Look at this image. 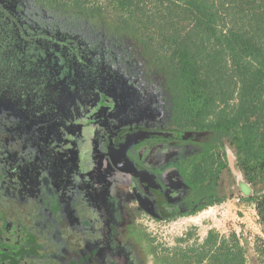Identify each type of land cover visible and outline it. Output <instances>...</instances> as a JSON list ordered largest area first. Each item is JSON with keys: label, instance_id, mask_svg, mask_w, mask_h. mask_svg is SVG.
<instances>
[{"label": "flooded vegetation", "instance_id": "obj_1", "mask_svg": "<svg viewBox=\"0 0 264 264\" xmlns=\"http://www.w3.org/2000/svg\"><path fill=\"white\" fill-rule=\"evenodd\" d=\"M112 40L120 57L69 87L80 92L71 107H61L58 80L45 93L48 122L0 138V264H179L184 247L146 227L253 195L227 191L242 176L229 158L207 173L210 136L179 123L174 96L137 46ZM134 129L161 135L112 141Z\"/></svg>", "mask_w": 264, "mask_h": 264}, {"label": "trees", "instance_id": "obj_2", "mask_svg": "<svg viewBox=\"0 0 264 264\" xmlns=\"http://www.w3.org/2000/svg\"><path fill=\"white\" fill-rule=\"evenodd\" d=\"M117 36L162 76L179 123L210 136L207 173L229 158L255 189L240 199L264 231V0H0V138L48 122L45 93L58 80L71 107L80 92L69 87L120 57ZM174 254L179 264H264V245L250 262L235 234L214 230Z\"/></svg>", "mask_w": 264, "mask_h": 264}, {"label": "rangeland", "instance_id": "obj_3", "mask_svg": "<svg viewBox=\"0 0 264 264\" xmlns=\"http://www.w3.org/2000/svg\"><path fill=\"white\" fill-rule=\"evenodd\" d=\"M242 178L243 177L240 176L238 179L239 184L235 183L232 188V184L228 183V180L225 185L227 191L237 192L240 187L244 194H248L255 190L252 186L247 185ZM236 197L240 198V195H234L228 199L232 200ZM243 226V224L237 222L234 209L228 204V206L224 208L214 207L211 212L208 213H205L204 210L191 217L177 219L168 225H154L146 227V229L147 232L152 234L159 242L169 247L180 246L184 248L201 243L209 230H214L220 235H231L234 233V230H241L239 231V242L240 244L242 243L245 248L248 260L252 262L256 257L257 247L264 245V231L262 229L260 233H256L254 229H244ZM243 232L244 235L242 236ZM188 233H192L188 241H177L178 239H186Z\"/></svg>", "mask_w": 264, "mask_h": 264}, {"label": "built area", "instance_id": "obj_4", "mask_svg": "<svg viewBox=\"0 0 264 264\" xmlns=\"http://www.w3.org/2000/svg\"><path fill=\"white\" fill-rule=\"evenodd\" d=\"M228 206V205H227ZM230 207H232L234 209L236 218H237V222H240L241 224H243L244 229H254L256 231V233H260V231L262 230V226L259 222V217L255 208L254 204H246L243 203L240 198H234L232 200V202L229 204ZM214 207H219V208H224L225 205L222 206H213V207H209L207 208V210H205V213L211 212L212 208ZM240 214V217H239ZM241 230H234L233 234H235L236 238L238 239V241H240L239 239V235ZM207 235V234H206ZM220 235V234H219ZM244 235V232L242 234V236ZM223 237H228L229 235H220ZM206 237V236H205ZM242 245V243H241Z\"/></svg>", "mask_w": 264, "mask_h": 264}, {"label": "water", "instance_id": "obj_5", "mask_svg": "<svg viewBox=\"0 0 264 264\" xmlns=\"http://www.w3.org/2000/svg\"><path fill=\"white\" fill-rule=\"evenodd\" d=\"M161 134L153 132V131H149V130H144V129H134V130H130L121 134H118L117 136H115L112 141L115 142H119L120 139H122L123 143L125 144L124 147H127L128 145L132 144V143H136L137 141L147 138V137H153V136H160ZM122 150L120 153H118V155L116 156V159H121L123 158L124 154H123Z\"/></svg>", "mask_w": 264, "mask_h": 264}]
</instances>
